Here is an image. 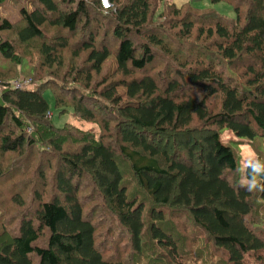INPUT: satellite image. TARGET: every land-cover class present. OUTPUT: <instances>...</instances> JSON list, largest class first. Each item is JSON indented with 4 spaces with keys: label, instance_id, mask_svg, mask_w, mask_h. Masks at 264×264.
<instances>
[{
    "label": "trees",
    "instance_id": "trees-1",
    "mask_svg": "<svg viewBox=\"0 0 264 264\" xmlns=\"http://www.w3.org/2000/svg\"><path fill=\"white\" fill-rule=\"evenodd\" d=\"M108 1L0 0V264H264V0Z\"/></svg>",
    "mask_w": 264,
    "mask_h": 264
},
{
    "label": "rangeland",
    "instance_id": "rangeland-1",
    "mask_svg": "<svg viewBox=\"0 0 264 264\" xmlns=\"http://www.w3.org/2000/svg\"><path fill=\"white\" fill-rule=\"evenodd\" d=\"M171 1L175 2L178 5H181L183 3H186V4L189 3L193 8L200 9L201 11H207V10L213 8L216 11L220 12L222 15H227V16L231 15V11L228 12V8L225 7L224 3L215 4V3H210L209 0H171ZM0 10L2 11V14L12 13L11 10L7 9V7H5L4 4L0 5ZM8 16L12 19L15 18L14 14H10ZM33 86H34L33 84H29L27 87L32 88ZM44 96H45V98L49 104L50 110L53 111V118L52 119H53V123L56 126H62L64 124V122L68 120V121L72 122L73 124L80 126L83 129L96 128L90 122H85V121L81 122L80 120L78 121L77 119L73 118L71 115H68V113H60L59 110L57 108H55V106H54L53 97L50 94V92L45 91ZM229 138H230V140L227 142L228 143L232 142L231 145L233 147H235V145H237L235 142H233V139L237 140V141H241L238 144L240 147V149H239V160H240L239 168H240L241 163H242V155L241 154H251V152H254L255 156L258 157V155H260L262 157L263 162H264V155H263L264 152L258 150L255 145L252 146L246 138L236 137L235 135L233 136L232 134H229V132H228L227 135L225 136L224 140L226 141ZM256 140H260V142H261V140L263 141L262 138H257Z\"/></svg>",
    "mask_w": 264,
    "mask_h": 264
},
{
    "label": "clouds",
    "instance_id": "clouds-1",
    "mask_svg": "<svg viewBox=\"0 0 264 264\" xmlns=\"http://www.w3.org/2000/svg\"><path fill=\"white\" fill-rule=\"evenodd\" d=\"M241 155L240 186L250 193L257 191L264 193V162L256 157L254 152Z\"/></svg>",
    "mask_w": 264,
    "mask_h": 264
},
{
    "label": "built area",
    "instance_id": "built-area-1",
    "mask_svg": "<svg viewBox=\"0 0 264 264\" xmlns=\"http://www.w3.org/2000/svg\"><path fill=\"white\" fill-rule=\"evenodd\" d=\"M101 3L104 7H109L110 3L108 0H101ZM13 84L15 85L16 88H19L22 86V83L19 81H14Z\"/></svg>",
    "mask_w": 264,
    "mask_h": 264
}]
</instances>
